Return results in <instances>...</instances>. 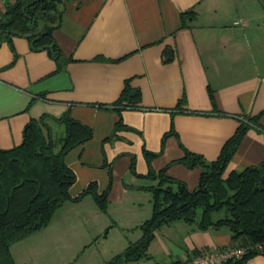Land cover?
Listing matches in <instances>:
<instances>
[{
    "label": "crops",
    "instance_id": "crops-1",
    "mask_svg": "<svg viewBox=\"0 0 264 264\" xmlns=\"http://www.w3.org/2000/svg\"><path fill=\"white\" fill-rule=\"evenodd\" d=\"M15 1L0 2V21ZM184 11L196 14L188 26L182 23ZM54 36L74 59L63 70L47 50H32L26 36L0 39V148L21 144L26 124L45 114L70 111L91 126L93 137L66 156L77 175L70 192L76 198L96 183L100 194L108 193V209L101 211L85 196L67 201L56 214L69 204L80 206L82 219L92 214L96 220L89 236L95 242L104 238L117 254L142 236L140 225L152 214L151 193L138 187L155 181L135 175L133 160L139 174L150 166L166 168L193 190L203 169L178 161L184 148L213 161L240 116L261 113L264 129V0H66ZM166 47L175 51L169 63L162 59ZM127 80L141 90L142 100L121 112L131 129L115 133L120 115L113 104ZM172 127L178 135L162 144ZM144 148L158 154L150 164ZM263 159L264 130L251 127L224 176ZM241 243L228 229L199 231L176 221L156 231L149 259L129 264H173L201 250ZM249 264H264V249Z\"/></svg>",
    "mask_w": 264,
    "mask_h": 264
},
{
    "label": "trees",
    "instance_id": "trees-1",
    "mask_svg": "<svg viewBox=\"0 0 264 264\" xmlns=\"http://www.w3.org/2000/svg\"><path fill=\"white\" fill-rule=\"evenodd\" d=\"M65 1L16 0L9 4L0 21V39L26 36L32 50H47L59 70L65 69L74 59L64 53L54 36L62 20ZM195 18L194 11H184L183 26L190 25ZM41 23L44 28L38 32ZM174 58L173 48L166 47L163 62L169 63ZM209 92L215 104L214 92L212 89ZM141 100V90L127 80L113 104L120 115L115 133L131 129L123 122L121 112L137 107ZM185 102V99L180 100L179 110H183ZM260 115L239 117L240 125L225 142L216 160L208 161L202 154L184 148L185 154L178 161L189 168L203 169L198 186L193 190L185 181L167 174L166 168L156 171L150 166L148 173L139 174L133 160L131 170L135 175L155 181V184L138 187L151 193L152 214L140 225L142 236L105 264H129L149 259L156 231L176 221H184L199 231L228 229L235 240H241V245L249 248L242 257L226 264H249V259L261 251L256 245H264V159L259 164L234 170L227 177L224 175L247 131L251 127L264 130L259 122ZM57 125L63 128L62 135L54 131ZM93 134V128L74 118L70 111L60 117L45 114L26 124L21 144L0 148V264H18L11 247L45 230L69 200L79 201L91 196L101 211H107L108 193L100 194L96 183H91L76 198L70 192L77 175L68 165L66 156L73 148L90 140ZM171 134L178 135L174 127L164 133L162 144ZM144 152L149 164L158 155L147 148Z\"/></svg>",
    "mask_w": 264,
    "mask_h": 264
},
{
    "label": "rangeland",
    "instance_id": "rangeland-1",
    "mask_svg": "<svg viewBox=\"0 0 264 264\" xmlns=\"http://www.w3.org/2000/svg\"><path fill=\"white\" fill-rule=\"evenodd\" d=\"M56 133L63 134L60 125L56 126ZM69 205L56 214L45 230L13 246L17 260L26 264H104L117 254V249L110 242H104V238L95 242L93 235L89 236L96 222L93 215L86 221L82 219L80 206Z\"/></svg>",
    "mask_w": 264,
    "mask_h": 264
},
{
    "label": "built area",
    "instance_id": "built-area-1",
    "mask_svg": "<svg viewBox=\"0 0 264 264\" xmlns=\"http://www.w3.org/2000/svg\"><path fill=\"white\" fill-rule=\"evenodd\" d=\"M256 247L262 251L264 249L262 244H257ZM248 248L249 246L241 245L221 250H201L199 253L186 257L183 262L184 264H226L231 259L242 257Z\"/></svg>",
    "mask_w": 264,
    "mask_h": 264
},
{
    "label": "water",
    "instance_id": "water-1",
    "mask_svg": "<svg viewBox=\"0 0 264 264\" xmlns=\"http://www.w3.org/2000/svg\"><path fill=\"white\" fill-rule=\"evenodd\" d=\"M43 28H44V24H43V23H41V26H40V28H39L38 32H40L41 30H43ZM1 32H2V31H1Z\"/></svg>",
    "mask_w": 264,
    "mask_h": 264
}]
</instances>
